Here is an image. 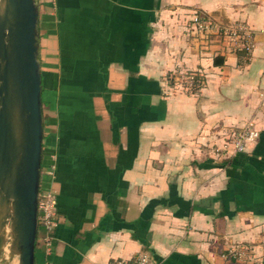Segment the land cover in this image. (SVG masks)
<instances>
[{
  "label": "crops",
  "instance_id": "crops-1",
  "mask_svg": "<svg viewBox=\"0 0 264 264\" xmlns=\"http://www.w3.org/2000/svg\"><path fill=\"white\" fill-rule=\"evenodd\" d=\"M36 1L57 217L35 264H264V0ZM194 11L243 24L251 51L191 35Z\"/></svg>",
  "mask_w": 264,
  "mask_h": 264
},
{
  "label": "water",
  "instance_id": "water-1",
  "mask_svg": "<svg viewBox=\"0 0 264 264\" xmlns=\"http://www.w3.org/2000/svg\"><path fill=\"white\" fill-rule=\"evenodd\" d=\"M36 0H0V253L35 264L42 158ZM5 257V256H4ZM0 259V264H1Z\"/></svg>",
  "mask_w": 264,
  "mask_h": 264
},
{
  "label": "built area",
  "instance_id": "built-area-1",
  "mask_svg": "<svg viewBox=\"0 0 264 264\" xmlns=\"http://www.w3.org/2000/svg\"><path fill=\"white\" fill-rule=\"evenodd\" d=\"M186 31L191 35L200 37L203 42L208 41L210 34L217 32L227 38L236 48H241L247 52L251 51V32L243 24L231 23L227 25H221L214 19L203 15L200 12L194 11L192 17L186 23ZM239 50V49H236ZM185 73V74H184ZM180 73L182 76L181 86L183 90L195 89L198 80L196 74L192 73ZM253 131H243L232 135V139L237 150L243 148L244 143L254 137ZM56 205L55 196L51 190L43 191L38 194V222L46 229L47 232H51L56 222ZM108 264H155L147 254L139 253L132 261L126 260H113Z\"/></svg>",
  "mask_w": 264,
  "mask_h": 264
},
{
  "label": "rangeland",
  "instance_id": "rangeland-1",
  "mask_svg": "<svg viewBox=\"0 0 264 264\" xmlns=\"http://www.w3.org/2000/svg\"><path fill=\"white\" fill-rule=\"evenodd\" d=\"M183 75H181V76H180V74H178V76L176 75L177 84H178L177 86L180 89H182L181 82H182V76ZM7 254H8V243L5 244L2 252L0 253V259L2 260L1 264H18V258H16V257L9 258V256Z\"/></svg>",
  "mask_w": 264,
  "mask_h": 264
}]
</instances>
